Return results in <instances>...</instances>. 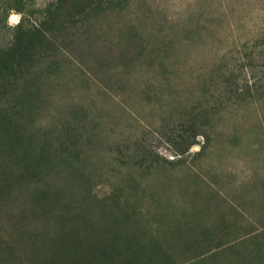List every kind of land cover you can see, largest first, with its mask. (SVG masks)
<instances>
[{"label":"rangeland","instance_id":"1","mask_svg":"<svg viewBox=\"0 0 264 264\" xmlns=\"http://www.w3.org/2000/svg\"><path fill=\"white\" fill-rule=\"evenodd\" d=\"M104 1L0 0V264H264V0Z\"/></svg>","mask_w":264,"mask_h":264},{"label":"trees","instance_id":"2","mask_svg":"<svg viewBox=\"0 0 264 264\" xmlns=\"http://www.w3.org/2000/svg\"><path fill=\"white\" fill-rule=\"evenodd\" d=\"M57 1H58V2H62L63 0H57ZM97 2H98L99 4H102V3L105 2V1H104V0H97ZM25 52H26V50L23 51V52L18 53L16 57H18L19 59L22 58V57L24 56ZM14 56H15V54H14ZM16 61H17V60L14 59V62H16ZM1 64H2V67H1V69H0V76L7 77V76H6L7 74H4V75H3V73H4V72L7 70V68H8L7 65L4 64L3 58L0 59V65H1ZM13 73H14V74H13ZM15 74H16V72L14 71V72H12L11 76H13V75H15Z\"/></svg>","mask_w":264,"mask_h":264},{"label":"snow or ice","instance_id":"3","mask_svg":"<svg viewBox=\"0 0 264 264\" xmlns=\"http://www.w3.org/2000/svg\"><path fill=\"white\" fill-rule=\"evenodd\" d=\"M15 19V18H14Z\"/></svg>","mask_w":264,"mask_h":264}]
</instances>
